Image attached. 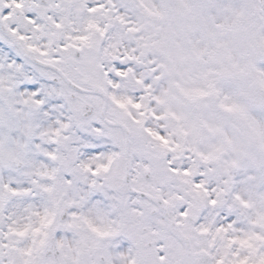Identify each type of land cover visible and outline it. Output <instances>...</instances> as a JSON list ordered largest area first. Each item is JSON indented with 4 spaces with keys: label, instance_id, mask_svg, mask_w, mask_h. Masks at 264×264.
Instances as JSON below:
<instances>
[{
    "label": "snow or ice",
    "instance_id": "obj_1",
    "mask_svg": "<svg viewBox=\"0 0 264 264\" xmlns=\"http://www.w3.org/2000/svg\"><path fill=\"white\" fill-rule=\"evenodd\" d=\"M0 264H264V0H0Z\"/></svg>",
    "mask_w": 264,
    "mask_h": 264
}]
</instances>
